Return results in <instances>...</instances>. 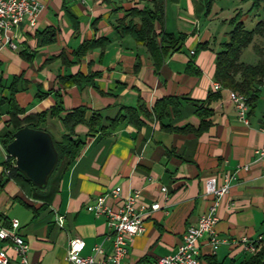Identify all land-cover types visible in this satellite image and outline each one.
<instances>
[{
    "label": "crops",
    "instance_id": "1",
    "mask_svg": "<svg viewBox=\"0 0 264 264\" xmlns=\"http://www.w3.org/2000/svg\"><path fill=\"white\" fill-rule=\"evenodd\" d=\"M38 1L42 9L37 28L23 22L10 34L16 49L5 44L0 33V78L5 85L0 104L19 77L16 101L25 110L20 119L48 113L40 128L54 140L61 141L68 133L62 120L50 115L58 93L65 113L85 106L86 120L99 113L107 128L91 134L87 124L77 125L75 135L86 141L83 154L67 171L57 170L49 188L39 194L7 176L8 152L2 140L11 130L10 107L0 105V227L19 221L18 233L29 243L28 258L36 264H71L68 248L75 237L86 241L85 256L105 264L113 251L112 229L105 217L94 216L87 207L98 196L121 187V199L140 192L138 207L146 214L145 232L134 237L124 264H154L175 254L188 227L214 204V197L206 194V179L216 177L219 185L230 186L217 210L215 231L222 243L214 250L205 235L200 264L247 260L250 255L243 239L264 238V158L257 153L264 143V107L259 108L264 88L249 114L250 124L238 119L231 90L214 89L217 51L230 31L226 20L242 6L240 1L230 0L233 5L228 9L225 0L210 7L209 0H164V20L156 24L157 32L185 39L179 49L163 57L159 67L146 46L116 31L130 9H153L154 0ZM47 28L56 29V41L40 46L37 32ZM100 37L112 41L78 61L75 50ZM80 73L101 76L94 84L64 86L61 78ZM41 93L49 94L39 98ZM168 96L189 101L176 109L170 106L160 121L153 107ZM194 101L214 111L211 125L201 132ZM141 106L150 112L149 118L139 113L145 121L141 127L129 117L111 127V120L125 108ZM186 127L191 130H176ZM156 202L159 209L146 207ZM6 244L0 240V249ZM96 246L102 247V254L95 253ZM8 251L16 262L15 252Z\"/></svg>",
    "mask_w": 264,
    "mask_h": 264
},
{
    "label": "trees",
    "instance_id": "2",
    "mask_svg": "<svg viewBox=\"0 0 264 264\" xmlns=\"http://www.w3.org/2000/svg\"><path fill=\"white\" fill-rule=\"evenodd\" d=\"M217 0H209V7ZM241 7L235 8L233 15L226 20L230 31L227 33L228 39L220 44V49L217 51L216 57V82L220 83L224 89L243 94L247 97V102L250 106V113L257 105L264 88V54L258 55L256 63H246L242 61V55L254 42L256 36L264 38V17L259 19L253 28H248L244 18L247 15L264 12V0H239ZM244 5V6H243ZM164 20V0H154V8H132L128 11L126 16L121 19L116 31L120 37L131 36L136 42L144 45L150 51L156 66H160L164 56L171 54L173 51L179 49V46L184 41V36H176L173 33L160 32L156 30V24L162 23ZM57 32L54 28H47L43 31L37 32L38 43L40 46L49 45L56 41ZM109 37H100L98 39L84 41L74 52V56L79 61L83 56L90 51L101 48L104 49L111 42ZM25 58L31 56L22 52ZM101 76V73H93L89 76L77 74L73 76L63 77L64 86L70 85H89L94 84L96 79ZM19 77L14 78L11 85L8 86L10 94L7 98L1 100V104L7 103L10 107V120L7 122L8 127L11 128L4 137L3 144L5 148L14 140V134L23 127H31L34 129H41V123L46 120L48 113H42L34 117H27L20 119V115L25 113L16 101V93L18 92L17 82ZM5 85L0 78V89ZM49 93H41L39 98L47 96ZM184 101H189L186 98H179L177 96L163 97L157 100L153 107V114L162 121L168 115V108L170 106L175 109ZM197 107L196 114L201 119L200 127L197 130L201 132L211 125L214 111L211 110L204 103L194 101ZM125 112H120L119 115L111 120V127H117L121 122L128 117L131 122L141 127L145 121L139 118L143 115L144 118L150 117V112L141 106L140 110L136 108H125ZM88 108L80 106L72 111L65 113L62 105L61 94L56 95V104L50 111V115L58 117L64 123L68 133H66L61 141H56L55 146L59 153V162L57 170L63 168L67 171L75 161L83 154L86 141L75 135V128L79 124H87L90 128L91 134L105 131L106 126L103 125V116L99 113H94L89 121L86 120ZM140 113V114H139ZM169 129V128H168ZM176 130H191L186 127ZM6 171L10 179H14L21 183L24 188H31L35 192L41 194L45 189L36 187L26 176L21 173L15 163V159L8 155L6 161ZM53 174V175H54ZM52 175V176H53ZM259 239V238H258ZM252 240V245L257 247L256 252L249 253L247 260L241 264H264V238L263 240Z\"/></svg>",
    "mask_w": 264,
    "mask_h": 264
},
{
    "label": "built area",
    "instance_id": "3",
    "mask_svg": "<svg viewBox=\"0 0 264 264\" xmlns=\"http://www.w3.org/2000/svg\"><path fill=\"white\" fill-rule=\"evenodd\" d=\"M41 4L38 0H1L0 1V33L3 34V42L13 49L17 46L12 42L11 33L20 28L23 22L28 23L30 29L38 26ZM218 82L214 83V89H222ZM230 100L237 110L238 119L244 124H250V106L247 97L243 94L230 92ZM264 135V127L262 129ZM258 155L264 158V143L257 150ZM229 183L218 184L216 177L206 179V194L213 196L215 201L209 211L202 215L198 222L188 227L184 234L183 242L175 254L163 256L154 264H200L201 240L205 235H209V240L214 250H217L222 240L215 231L219 221L217 214L219 200L229 191ZM121 187L113 188L108 194L100 195L90 205L87 210L96 217H105L109 227L112 229L113 251L105 259V264H124V260L129 252V247L135 236L145 232V212L138 207L141 198L140 192H135L127 198L121 199ZM118 201L113 205L110 200ZM146 207L151 210L160 208L158 202ZM19 221L13 219L10 227H0V240L7 242L0 249V264H36L28 258L29 243L18 233ZM258 240H263L259 237ZM245 250L254 253L257 247L252 245V240L243 239ZM87 243L83 238L75 237L69 243L68 260L71 264H95V256H85L84 250ZM12 249L17 261L14 262L9 254ZM96 254H102L101 246L94 248Z\"/></svg>",
    "mask_w": 264,
    "mask_h": 264
},
{
    "label": "water",
    "instance_id": "4",
    "mask_svg": "<svg viewBox=\"0 0 264 264\" xmlns=\"http://www.w3.org/2000/svg\"><path fill=\"white\" fill-rule=\"evenodd\" d=\"M7 152L15 159L17 169L36 187L49 186L59 162V153L49 132L23 127L15 132Z\"/></svg>",
    "mask_w": 264,
    "mask_h": 264
},
{
    "label": "rangeland",
    "instance_id": "5",
    "mask_svg": "<svg viewBox=\"0 0 264 264\" xmlns=\"http://www.w3.org/2000/svg\"><path fill=\"white\" fill-rule=\"evenodd\" d=\"M226 3L230 9L232 7V2L230 0L223 1ZM264 17V12H260L259 14H253V15H247L244 20L246 22V25L248 28H253L256 23L259 21V19ZM255 52H253V51ZM264 54V38L261 36H256L253 44L244 51L242 55V61H245L247 63H255L258 60V55ZM264 107V103L259 104V108L262 109Z\"/></svg>",
    "mask_w": 264,
    "mask_h": 264
},
{
    "label": "bare ground",
    "instance_id": "6",
    "mask_svg": "<svg viewBox=\"0 0 264 264\" xmlns=\"http://www.w3.org/2000/svg\"><path fill=\"white\" fill-rule=\"evenodd\" d=\"M1 1V0H0Z\"/></svg>",
    "mask_w": 264,
    "mask_h": 264
}]
</instances>
